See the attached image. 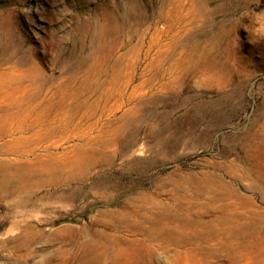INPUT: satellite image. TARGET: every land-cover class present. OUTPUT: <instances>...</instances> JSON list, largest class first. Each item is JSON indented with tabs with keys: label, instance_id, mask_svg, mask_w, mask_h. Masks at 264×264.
<instances>
[{
	"label": "rangeland",
	"instance_id": "rangeland-1",
	"mask_svg": "<svg viewBox=\"0 0 264 264\" xmlns=\"http://www.w3.org/2000/svg\"><path fill=\"white\" fill-rule=\"evenodd\" d=\"M37 95L91 155L0 166V264H264V0H0V115ZM183 207L211 238L181 245Z\"/></svg>",
	"mask_w": 264,
	"mask_h": 264
},
{
	"label": "bare ground",
	"instance_id": "bare-ground-1",
	"mask_svg": "<svg viewBox=\"0 0 264 264\" xmlns=\"http://www.w3.org/2000/svg\"><path fill=\"white\" fill-rule=\"evenodd\" d=\"M35 97H36V100H34V102H38L37 104L38 106L35 108L34 113H31L28 107H20L18 111L13 112L12 114L8 112L7 113L1 112L2 114L0 115V136L9 138L8 142L0 148V155L3 156V162H0V166H3L2 168H4V170L6 171L5 175L3 176L4 182L8 183L9 185L18 184V183H26V182L28 183L30 180L34 178H40L44 176L45 174L47 175L49 173H53V174L61 173L62 174L63 168L65 169L69 167L70 165H74L73 167H76L77 164L80 165L82 163L83 165L84 164L86 165L88 158L91 155V150L89 148L90 146L88 142L86 143L78 142L76 144L74 142V145H72V149H75L74 150L75 155L73 156H76V157L74 160H71V161L66 157L67 153H64V151H61V152L57 151L58 149H60L62 144L64 143L67 145L70 144V142H72L71 139L74 140V138H77V139L79 138L82 141V138H83V135L81 134L82 130L80 129L81 130L80 131L78 127L74 125H66L65 127V126H62L61 122L57 121L56 119H49L50 117L49 116L47 117L45 112H41L38 110V107L45 100V98L41 97L42 99H40L39 95ZM102 97L104 98V95ZM102 102L104 101L102 100ZM127 123H128V120H127ZM126 126L128 127L127 124L125 125V127ZM2 182L3 181H1V183ZM22 187L23 186L21 187L16 186L14 189L15 190L14 192L21 193L20 191ZM178 209H182V211L181 210L180 211L182 212L181 216L183 217L182 219L183 228L177 231V233L181 234L179 241L182 246L192 245L198 239H206V238L212 237L213 234L211 233L212 232L211 227H213L216 221L219 220L220 218L206 221L204 220V215H201L198 213L197 214L191 213L190 210L187 209V207L178 208ZM221 219L225 220L227 218L223 216ZM126 222L128 221L126 220ZM185 226H189V227L184 229ZM198 226H203V230L202 231L198 230L197 228ZM188 229H190L191 232L185 231ZM151 239L152 237L150 238V236L147 239L145 238L143 241L144 242L143 244L149 243ZM95 250H97V248ZM108 255H110L109 249L107 248L103 249V251L90 257V259L88 258L89 263L90 264H105V260L107 261Z\"/></svg>",
	"mask_w": 264,
	"mask_h": 264
}]
</instances>
